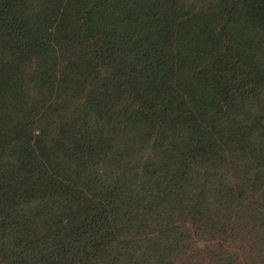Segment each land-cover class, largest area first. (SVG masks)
I'll use <instances>...</instances> for the list:
<instances>
[{
	"label": "trees",
	"instance_id": "trees-1",
	"mask_svg": "<svg viewBox=\"0 0 264 264\" xmlns=\"http://www.w3.org/2000/svg\"><path fill=\"white\" fill-rule=\"evenodd\" d=\"M0 264H264V0H0Z\"/></svg>",
	"mask_w": 264,
	"mask_h": 264
},
{
	"label": "water",
	"instance_id": "water-1",
	"mask_svg": "<svg viewBox=\"0 0 264 264\" xmlns=\"http://www.w3.org/2000/svg\"><path fill=\"white\" fill-rule=\"evenodd\" d=\"M201 246V244H199Z\"/></svg>",
	"mask_w": 264,
	"mask_h": 264
},
{
	"label": "rangeland",
	"instance_id": "rangeland-1",
	"mask_svg": "<svg viewBox=\"0 0 264 264\" xmlns=\"http://www.w3.org/2000/svg\"><path fill=\"white\" fill-rule=\"evenodd\" d=\"M201 246H202V244H201Z\"/></svg>",
	"mask_w": 264,
	"mask_h": 264
}]
</instances>
